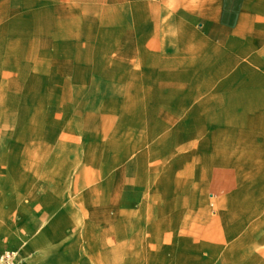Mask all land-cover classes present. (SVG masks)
Segmentation results:
<instances>
[{"label":"rangeland","instance_id":"rangeland-1","mask_svg":"<svg viewBox=\"0 0 264 264\" xmlns=\"http://www.w3.org/2000/svg\"><path fill=\"white\" fill-rule=\"evenodd\" d=\"M24 1L16 33L0 41V264H264V225L225 239L211 227V240L191 243L195 257L174 254L182 241L139 235L140 201L150 208L154 196L141 183L197 185L190 175L234 153L236 137L264 169V112L253 113L257 128L235 127L232 113L226 128L218 113L188 120L186 104L161 102L187 88L174 79L187 64L125 50L129 25L176 24L177 0ZM180 195L217 216L209 194ZM124 199L129 216L110 208Z\"/></svg>","mask_w":264,"mask_h":264},{"label":"crops","instance_id":"crops-1","mask_svg":"<svg viewBox=\"0 0 264 264\" xmlns=\"http://www.w3.org/2000/svg\"><path fill=\"white\" fill-rule=\"evenodd\" d=\"M24 4V0H0V41H9L16 33L14 21ZM174 18L172 26L146 23L129 25L123 31L124 48L133 49V56L146 52L148 58L170 57L172 63L181 60L187 64V72L176 73L174 78L187 81V88L170 90L164 97L173 99L162 104H186L188 120L193 121L207 122V114L218 113L219 128L227 127L228 113L237 114L235 121L231 120L237 122L235 127L257 128L258 118L253 113L264 112L259 108L264 107V0H177ZM125 55L130 58L131 52ZM220 144L225 145V139ZM234 144V153L224 148L209 168L187 174L198 177L197 185L140 184L142 192L154 194L150 208L142 201L138 207L141 239L179 240L183 242L181 251L174 254L195 257L200 255L199 249L193 250L191 243L211 240V227L219 233L214 239H225L244 225H264V183L258 179L264 176V169L255 164L252 149L237 148L248 144L246 138L236 137ZM160 171L156 164V178L164 176ZM166 175L173 176L170 171ZM180 193L209 194L217 216L212 218L206 202L195 207V202H187L188 197ZM158 194H167L165 200L159 202ZM115 207L129 216L127 200L117 205L113 202L110 208ZM106 223L129 225L125 216H108ZM124 232L127 234L126 229Z\"/></svg>","mask_w":264,"mask_h":264}]
</instances>
